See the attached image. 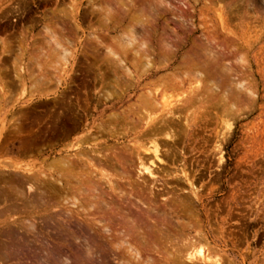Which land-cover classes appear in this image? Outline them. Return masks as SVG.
Masks as SVG:
<instances>
[{
	"label": "rangeland",
	"instance_id": "rangeland-1",
	"mask_svg": "<svg viewBox=\"0 0 264 264\" xmlns=\"http://www.w3.org/2000/svg\"><path fill=\"white\" fill-rule=\"evenodd\" d=\"M116 1L0 0V41L10 44L12 49L14 48L13 53L15 54L16 52L15 55L12 54L6 64L0 63V71L2 72L0 76L2 80L4 79L3 83L6 86L8 85L7 87L4 85V94L6 96L4 95V98H0V101H2L0 105V135L2 138L0 140L3 139L1 133L3 131V128L1 131L2 119L5 122L26 120L32 125L38 122L42 125V130L49 131V127L53 125L55 117L61 111L57 108L54 112V105L57 103V97L60 94L66 95L67 105L65 104L64 106L72 108L70 113L67 112L66 120L58 128L55 136L46 132L41 136L42 139L24 152H19V144H11L8 148L9 150L2 151L0 149V170H8L9 167L6 166L10 164V166L13 165V169L15 166L22 167L21 172L24 174L33 171V174L44 172L50 175L55 167L49 170L51 167L47 169L48 165L53 164L60 154H63V156L70 155L71 158L66 157L65 159L67 162L73 163L75 161L73 163L75 167L67 168L65 173L72 176L74 180H85L88 178L89 174L87 175L86 172L89 170H87L86 166H82V163L76 157H72L71 154L75 152L72 151L74 150L73 146L82 144L80 139H84L83 137H85L88 128L91 127L94 132L93 136L98 134L97 136L99 137L96 136V139H89L84 145L82 144L84 148L91 149L96 146L95 148H101V151H112L114 152L113 158L115 152L117 157H123V152L128 149L125 153V156L127 154L128 157L124 156V158L129 166L127 163L122 166L114 159L113 164H106L103 166V170L111 175L112 179L115 178V181H119L117 184L124 189H127L129 183L133 184V186L137 184L138 188L141 184L140 188L143 190L142 195L145 202L155 201L156 203L153 204V207L161 212L164 210L166 201L170 202V199L172 201L177 197L183 206V210L179 213L183 223L181 224L180 220V223L178 220H176L177 224L174 222L175 228L174 231L170 232L171 235L168 237L170 238L168 241L165 235V239L161 236L160 238L159 235H156L157 238L155 236L152 237V247L150 249H153L154 252L149 248H142V258L138 262L130 258L123 246L121 248L118 247L116 232L117 230L119 232L122 231L123 228H117L115 227L117 226L116 224L107 223L110 216L114 217L111 214L113 208L108 210L111 206L104 208L106 211L103 209L107 213V215L103 216L105 219L102 216L90 214L79 215V209L70 213L69 216H73L76 224L86 228L95 237L93 240L95 243L93 241L91 243L83 241L84 243L79 247L78 243L80 242L69 246L64 227L65 218L69 214L67 211L69 205L63 200L64 198L46 199L47 201L45 202L35 201V205H30L27 211L24 210V213L23 211L21 213L12 207V205L16 204V198L21 195L15 193H12L15 194V197L9 195L7 193L9 186L6 183L2 186V183H0V188L2 187L0 190H3L0 191V264H145L147 259H149V262L151 259L152 262L150 264H167L164 259L167 257L168 251L170 250L169 254L173 252L174 250L172 249L175 248V245L182 244L180 241L186 236H189L187 238H190V240L197 242L191 250L192 254L194 251L195 262L190 263L187 261V264H208V262L209 264H214L211 263L213 261L216 264H264V0H159L161 1L160 5L157 0H133L132 2L130 0H118V2H121L119 4ZM129 3L132 5H129ZM106 6L107 9L110 8L109 11L114 9L115 12L111 11L113 17L111 13L106 16L107 10L103 12L105 10L102 9H106ZM108 6L110 7L108 8ZM124 7L128 9L126 10ZM123 10L125 13L128 11V15L124 14ZM138 14L143 16L140 15L142 19L140 16L136 18ZM115 19L117 21L113 26ZM139 21L142 22L140 23ZM134 23L135 25L139 24L135 26ZM125 25L128 28L124 27ZM112 26L115 29H112ZM133 26L135 37L137 39L140 37L139 41L143 40V37L146 39H144L145 41L149 40L150 42H147L150 44L148 46H151L149 47L150 49L158 48L166 42L172 43L177 49H175L173 57L169 56L170 58L165 62L157 63L156 57L149 53V59L151 58L150 65L148 67L145 66L146 68L143 66L144 68L141 67L139 70L133 65L136 61L131 56L132 54H128L125 58L127 65L136 72L133 78L130 79L124 76L123 71L118 67H109L103 58H105L104 53L106 55L105 49L107 50V48L122 55L121 48L116 43H121L125 38L128 39L127 35L130 34L128 31L132 30ZM125 28L127 30L130 28V30L127 31ZM50 30L58 34H67V38L70 41L72 40L71 45H69L70 41H64V44L72 50L70 52H75L73 53L75 58L73 57L67 63V66L63 64L65 66L56 67L57 64H51L54 63L53 59L55 58L50 51L51 45L47 44V42L49 43V36L46 31ZM123 34L124 36H122ZM96 38L103 41L107 48L97 46ZM113 38L117 41L116 43ZM117 38L121 42H118ZM22 45L23 47L21 48ZM204 48L207 49L205 50L207 55L211 54L210 56L214 57V61L217 58H221L219 61L225 60L222 64L219 63L221 66L219 65L217 68L212 66L216 70L212 67H210V70L208 67V72L212 76L209 79L210 81L207 80L208 77L206 78L209 82L205 79L203 82L205 91L211 88V81L216 83L214 85L215 89L218 88L219 91L216 89L215 93L214 89L213 94H203L204 97H198L197 95H201L202 90L198 91L196 88V79L198 77H196L195 71L192 74L193 70L188 68L191 63L188 61L192 60L193 62L195 57L198 59L197 54L203 53ZM201 49L202 51H199ZM25 50L27 51V61L25 60V62H29L27 63L28 65L26 64V67H28L27 71L29 72L31 69L28 77L34 72V75L32 74L34 79L28 78L27 84L24 85L25 88L22 90L23 85L14 76L16 71H13V69H16V66L19 65L21 58L19 56ZM198 51L199 53H197ZM40 52V56L43 55V58L38 56ZM216 52L217 54H214ZM204 54H202L203 57L201 55L202 63L208 59H205ZM187 55L194 58L190 59ZM31 57H34V59ZM93 57H96V62ZM14 60L17 61L15 67L13 66L14 64H11V62H15ZM34 60H36V63ZM151 60H154V62ZM72 61L74 63L76 61V65ZM49 62L50 64L47 66L46 64ZM129 62L134 63L131 64ZM182 63H185V65ZM37 64L43 65V69L34 68H38ZM60 65L58 63L57 66ZM12 66L14 67L13 69ZM223 67L225 70L222 69ZM101 73L106 75L104 82L101 81ZM183 73H187L189 76L182 75ZM40 75L41 77L44 75L48 77V81L43 84L45 88L30 89L31 91L34 90V94H30L29 92L31 91L28 87L31 86L32 88L31 82L35 84L34 82L40 79ZM193 75H195L196 81ZM174 76L180 80L176 88L173 90L167 87L164 88L165 81H170ZM117 78L121 81L120 88L113 87ZM182 80L186 81L182 83ZM56 81L59 83L56 84ZM163 82L164 84L162 85ZM154 89L155 91L158 89L159 92H165L167 94L165 96L166 100H168L167 102L170 101L176 104L177 107L184 104L186 101H182L189 97L194 98L196 96L204 99L208 96L205 102L203 99L198 100V102L196 100L195 104L191 106L192 108L190 107L191 109L184 112L185 115H182V117H186L182 119L184 124L182 126L179 125L175 130L177 132H175L177 134H175V138L177 137L175 139L176 145L170 141H167L168 145H165L164 137L160 139L162 153L165 150L170 152V157H165L169 166L159 163L155 159L153 152L152 154L149 152L147 154L144 150H141L140 156L142 154H144L142 156H145H141V158L155 162L154 168H151L154 169L153 171L158 176V179L155 180L144 173L140 174V166L136 155L137 150L134 152L137 144H145V147L152 146L151 144L147 145L150 142L148 143L149 140L143 138V131L136 120L138 118L137 113L141 110L140 96L146 94V91ZM243 89L245 91H239ZM105 90L109 91L110 94L112 93L109 99L105 98L107 96V91ZM222 93L226 97L224 99L225 102L223 100L224 104L222 103L224 98ZM221 95L223 98H221ZM60 98L61 96L58 99ZM161 100L163 101L159 102L164 103V99L162 98ZM218 100H221V102ZM217 101L219 102L218 104L216 103ZM226 102L228 105L225 104ZM220 103L224 106L227 105V109L229 108L230 110H232L231 103L235 106L232 105L233 111L229 112L226 109L228 112H223L224 107ZM187 104L188 102L185 103V105ZM27 114L28 119H25ZM128 114L127 124H123L122 118ZM113 115H117L121 119H119L120 123L116 126L117 130L113 133L116 135L97 133L96 127L100 124H108ZM133 119L134 121H132ZM69 143H72V145ZM132 152H134L133 155L130 154ZM116 162L120 167H117ZM80 165L82 166L81 169L79 168ZM76 168L77 172L75 171ZM110 168L119 170L117 173L122 172L120 170H124L122 173L128 172L127 174L132 179L127 174L124 179H121L122 173H120V176L119 174L116 175V172L110 170ZM72 170L74 171L71 172ZM75 174H77V178H74ZM69 176L65 175V177L70 179ZM77 180L73 181V183L81 185L83 180L79 182ZM191 184H193V187H191ZM85 185L84 188L87 189ZM103 185L105 186L106 184ZM4 186H8L7 189ZM106 187L107 185L103 188L99 187L105 190V194L103 190L98 189V191L103 192V194L99 192L101 197L107 194L103 200L111 204L112 207L114 205L119 206V201L117 202L115 198L116 195L111 193ZM29 188L27 186L25 192H29ZM160 189L164 192L170 191L173 196L164 194V198L168 199H163V191ZM147 191L149 192L147 193ZM150 191L154 195H151ZM38 193H41L40 189ZM151 196L153 197L151 198ZM12 197L15 199L13 200ZM106 197L107 199H116V201L112 199H109V201ZM9 202L12 204L9 205ZM162 207L163 209H161ZM2 209L7 213L3 212ZM9 210L12 212H9ZM63 213L65 214L64 216ZM132 213L135 218L140 216V213H137L134 209H132ZM101 217L106 223H100L103 221L100 220L102 219ZM140 217L145 224L144 216ZM183 224L187 227L186 231L183 230L185 228ZM55 225L57 226L55 227ZM77 227L76 229L79 230V226ZM174 235L176 236L174 237ZM172 239L177 240L168 244ZM114 242L117 249L113 246L115 245ZM158 246L161 250L158 249ZM199 249L201 250L199 251ZM196 251H199V253H196ZM90 253H92V256ZM173 254L176 255L177 253L173 252ZM206 255L207 257H212L210 259L207 258V261L209 259L208 262L202 260ZM171 264L177 263L173 262ZM178 264H186V262L181 261Z\"/></svg>",
	"mask_w": 264,
	"mask_h": 264
},
{
	"label": "bare ground",
	"instance_id": "bare-ground-1",
	"mask_svg": "<svg viewBox=\"0 0 264 264\" xmlns=\"http://www.w3.org/2000/svg\"><path fill=\"white\" fill-rule=\"evenodd\" d=\"M121 1V0H120ZM131 2L133 1V0H130ZM159 0H157V2H158ZM3 2V1H2ZM116 2H118V0L116 1ZM154 2V1H153ZM152 2V3H153ZM119 3H121V2H118V4ZM151 3V4H152ZM156 3V2H155ZM160 3H161V1H159V5H160ZM168 3V2H167ZM158 4V3H157ZM129 5H132V4H130L129 3ZM128 5V6H129ZM153 5V4H152ZM103 6V5H102ZM128 6H126V7H128ZM110 6H108V8H109ZM121 7V6H120ZM126 7H124V9L126 8ZM155 7V6H154ZM157 7V6H156ZM96 8V7H95ZM106 9H102V10H105V11H103V12H106V10H107V12H106V16H107V14H110L111 13V16H112V12L111 11H113V12H115L114 11V9L113 10H111V11H109L110 10V8L109 9H107V6L105 7ZM140 8V7H139ZM98 9V8H97ZM123 9V8H122ZM128 8H126V10H127ZM148 9H150V8H148ZM100 10V9H99ZM142 11V10H141ZM122 12V11H121ZM127 12L128 11H126V13L124 12V10H123V13L124 14H127ZM134 12V11H133ZM66 14V13H65ZM134 14V13H133ZM142 15H143V13H141ZM140 14V15H141ZM120 15V14H119ZM128 15V14H127ZM136 15V14H135ZM139 14H138V16H136V18L138 17L139 18V16H140ZM141 15V16H142ZM105 16V17H106ZM115 16V15H114ZM131 16H134V15H131ZM141 16H140V18H141ZM145 16V15H144ZM113 17V16H112ZM111 17V18H112ZM117 17V16H116ZM129 17V16H128ZM143 17V16H142ZM149 17V16H148ZM103 18V17H102ZM108 18V17H107ZM110 18V17H109ZM134 18V17H133ZM105 19V18H104ZM118 19V18H117ZM128 19H130V18H128ZM142 19V18H141ZM144 19H146V18H144ZM148 20V19H147ZM107 21V20H106ZM110 21V20H109ZM117 20L115 19V21L113 22L114 24H113V26L115 25V22H116ZM146 21V20H145ZM150 21V20H149ZM122 22V21H121ZM140 23L142 22V21H139ZM147 22V21H146ZM108 23V22H107ZM120 23V22H119ZM144 23V22H143ZM139 24V23H138ZM138 24H136L137 26H138ZM133 25V24H132ZM131 25V26H132ZM134 25H135V23H134ZM135 25V26H136ZM143 25H145V24H143ZM112 26V29H115L114 27ZM140 26V25H139ZM124 27H127L128 28V26L127 25H125ZM140 27H142V26H140ZM131 28V27H130ZM130 28L128 29V30H130ZM61 29V28H60ZM111 29V28H110ZM118 29H121V28H118ZM133 29H134V26H133V28H132V30H130V31H128L126 28H125V30H127L128 31V33H130V34H128L127 36H128V39L127 38H125L124 39V41H119V39L117 38V40H118V42H121V43H116L117 41L114 39H112L116 44H119V47L121 48V51H122V55H120V54H118L117 52H115L114 50H112V49H110V48H107V46L105 45V43L103 42V41H101L100 39H98V38H96V45L97 46H100V47H106L107 48V50L105 49V51L107 52L106 53V55H105V53H104V56H105V58H103L104 59V62L109 66V67H118L119 69H121L122 71H123V75L124 76H126V77H129L130 79H132L133 78V75H134V73H136L135 71H133V69L131 68V67H129L128 65H127V61H126V57H127V55L128 54H132L131 56H133V59L136 61L134 64L132 63V62H129V63H131V64H133V65H135V67L137 68V70H139L141 67H148V65H150L149 63H150V59H149V53H152L153 55H154V57H156V61H157V63L158 62H161V61H166V60H168L173 54H175L174 53V51H175V49H177L176 47H175V45H173L171 42V44H169V42L167 43H164V44H161V46L160 47H158V48H155V49H150L149 47H151V46H148V45H150L149 44V40H147V41H149V42H147V41H145L146 39L143 37V40L141 39V41H139L138 39L140 38H138L137 39V37H135V35H134V32H133ZM140 29V28H139ZM143 29V28H142ZM48 30V29H47ZM66 30V29H65ZM135 30V29H134ZM152 30V29H151ZM63 31V30H62ZM126 31V32H127ZM143 31V30H142ZM47 32V35L49 36L48 37V39H49V43L47 42V44H50L51 45V52H52V55H53V57L56 59H53V61H54V63H51V64H54V65H58V63H60L61 65L60 66H57L56 65V67H61L63 64H66V66H67V63H69L70 62V60L74 57L73 56V53H75V52H70V48H68L65 44H64V41L65 42H68V41H70L68 38H67V34H63V33H61V34H63V35H61V34H58V33H56V32H54V31H46ZM61 32V31H60ZM65 33H67L66 31H64ZM136 32V31H135ZM155 33V32H154ZM118 34V33H117ZM121 34V33H120ZM138 35V34H137ZM141 35V34H140ZM21 36V35H20ZM122 36H124V34L122 35ZM90 37V36H89ZM165 37V36H164ZM23 38V37H22ZM121 38V37H120ZM47 39V38H46ZM127 39V40H126ZM8 40V39H7ZM68 40V41H67ZM126 40V41H125ZM160 40V39H159ZM158 40V41H159ZM72 41V40H71ZM71 41L69 42V45H71L70 43H71ZM157 41V42H158ZM24 42V41H23ZM148 43V44H147ZM162 43V42H161ZM73 44V43H72ZM160 44V43H159ZM158 44V45H159ZM48 46V45H47ZM109 46H112V45H109ZM23 47V45L21 46V48ZM92 47V46H91ZM113 47V46H112ZM20 48V47H19ZM18 48V49H19ZM40 48V47H39ZM44 48V47H43ZM42 48V49H43ZM48 48H49V46H48ZM75 48V47H74ZM119 48V49H120ZM215 48H216V45H215ZM217 48H218V46H217ZM220 48V47H219ZM14 49V48H13ZM13 49H12V47H11V45L10 44H8V43H6V42H4V41H0V53H1V58H0V63H3V64H6L8 61H9V59L12 57V54H14L13 53ZM207 49H208V46H207ZM207 49H205L204 48V50L202 51V49L201 50H199V51H202L203 53H205L204 54V57H205V59H207V60H205V64L204 63H202L201 62V58L203 57V53H199V51L197 52V53H199V54H197L198 55V59H196V57H195V60H193V62H192V60L191 61H188V62H191L189 65H188V68H190V69H192L193 70V72H192V74L194 73V71H195V73H196V77H198V79H196L195 78V75H193L194 77V80L197 82L196 83V85H197V90L198 91H200V90H202V93H200L201 95H197V94H195V95H197L198 97H204V95L203 94H213L215 91H216V89H218V88H216L215 89V84L216 83H214L213 81H211L210 82V87L211 88H209V89H207L206 91H205V89H203V82L206 80V78L208 77V79L207 80H209L210 79V77L212 76V75H210V73L208 72V67H209V69H210V67H215V68H217V66H221V64H222V62L225 60H223V61H219V59H221V58H217L216 57V55H215V57L217 58V60L215 59V61H214V57H212V56H210L211 54H209V55H207V53H206V51L205 50H207ZM210 49V48H209ZM212 49V48H211ZM41 50V49H40ZM49 50V49H48ZM196 50H197V48H196ZM216 50H218V49H216ZM225 50V49H224ZM15 51V50H14ZM20 51V50H19ZM18 51V52H19ZM37 51H39V50H37ZM43 51H44V49H43ZM72 51V50H71ZM195 51V50H194ZM219 51H220V49H219ZM21 52V51H20ZM19 52V53H20ZM26 50H25V52L22 54L21 53V56H19V57H21L20 58V60H19V65L18 66H16L17 64H15L17 61H15L14 63H12L13 61V59L11 60L12 62H11V64L15 67L16 66V69H13L14 67L12 66V69H13V71L15 70L16 71V75H14L15 77H16V79L23 85V87L21 88L22 90H23V88H25V86L24 85H26L27 84V81H28V78H31V79H34V77H32L33 75H34V72H32V74H31V76L30 77H28V74H29V72H30V70H29V72L27 71V68L28 67H26V64L27 63H29V62H25V60H26ZM94 52V51H93ZM96 52V51H95ZM46 53V52H45ZM97 53V52H96ZM98 53H99V51H98ZM102 53V52H101ZM219 53V52H218ZM15 54H16V52H15ZM14 54V55H15ZM43 54V53H42ZM89 54V53H88ZM94 54V53H93ZM214 54H217V52L216 53H214ZM41 55V52L39 53V55L38 56H40ZM45 55V54H44ZM97 55V54H96ZM190 55V54H189ZM201 55H202V57H201ZM30 56V55H29ZM33 56V55H32ZM43 56V55H42ZM42 56H40V57H42ZM47 56V55H46ZM45 56V57H46ZM50 56H51V54H50ZM103 56V57H104ZM170 56V57H169ZM219 56V55H218ZM16 57V56H15ZM97 57V56H96ZM96 57H93V59H94V61L96 62ZM102 57V56H101ZM151 57V56H150ZM173 57V56H172ZM187 57H188V55H187ZM200 57V58H199ZM220 57V56H219ZM241 57V56H240ZM13 58H14V56H13ZM32 58V57H31ZM30 58V59H31ZM43 58V57H42ZM47 58V57H46ZM75 58V57H74ZM188 58H190V59H192V58H194V57H188ZM222 58H224V57H222ZM32 59H34V57L32 58ZM237 59V58H236ZM239 59V58H238ZM16 60H17V58H16ZM74 60V59H73ZM128 60V59H127ZM27 61V60H26ZM147 61V62H146ZM151 61H153L154 62V60H151ZM236 61V60H235ZM34 62L36 63V60H34ZM50 62H52V61H50ZM50 62L49 63H47L46 65L48 66V64H50ZM187 62V63H188ZM39 63V62H38ZM72 63L73 64H75L76 63V61H75V63H74V61H72ZM91 63V62H90ZM136 63H137V65H136ZM219 63H221V64H219ZM31 64H33L32 62H31ZM182 64H184L185 65V63H182ZM28 65V64H27ZM76 65V64H75ZM132 65V66H133ZM224 65V64H223ZM30 66V65H29ZM36 66H38V68L37 67H34V68H36V69H40V70H42L43 69V65H41V64H37ZM47 66H45L46 68H47ZM63 66H65V65H63ZM9 67V66H8ZM55 67V68H56ZM73 67H75V66H73ZM72 67V68H73ZM143 67V68H144ZM145 67V68H146ZM185 67V66H184ZM212 67V68H213ZM49 68V67H48ZM51 68V67H50ZM54 68V67H53ZM99 68V67H98ZM215 68H213V69H215ZM52 69V68H51ZM222 69H224V67L222 68ZM9 70V69H8ZM7 70V71H8ZM32 70H34V69H32ZM62 70V69H61ZM70 70V69H69ZM72 70V69H71ZM114 70V69H113ZM112 70V71H113ZM211 70V69H210ZM216 70V69H215ZM225 70V69H224ZM37 71V70H36ZM63 71V70H62ZM74 71V70H73ZM44 72V71H43ZM47 72V71H46ZM49 72V71H48ZM61 72V71H60ZM75 72V71H74ZM107 72H109V71H107ZM143 72V71H142ZM146 72V71H145ZM189 72H191V71H189ZM188 72V74H191V73H189ZM211 72V71H210ZM2 72L0 71V74H1ZM36 73V72H35ZM119 73V72H118ZM215 73V72H214ZM13 74V73H12ZM179 74V73H178ZM187 73H183L182 75H187V76H189ZM192 74H191V76H192ZM50 75V74H49ZM56 75V74H55ZM60 75V74H59ZM156 75V74H155ZM181 75V74H180ZM66 76V75H65ZM87 76V75H86ZM161 76V75H160ZM186 76V77H187ZM15 77H13V78H15ZM61 77V76H60ZM40 79L39 80H37V81H35L34 83L35 84H33V82H31V85H32V88H31V86L30 87H28V89L30 90V89H34L35 90V88L36 89H38V88H41V87H44L43 86V84L45 83V82H47L48 81V77L46 76V75H44V76H42L41 77V75H40V77H39ZM105 78H106V75H105V73H101V81L102 82H104L105 81ZM188 78V77H187ZM186 78V79H187ZM30 79V80H31ZM37 79V78H36ZM35 79V80H36ZM57 79V78H56ZM59 79V78H58ZM61 79H63L62 77H61ZM205 79V80H204ZM157 80V79H156ZM165 80V79H164ZM206 80V81H207ZM6 82H7V80H5ZM57 81H59V80H57ZM57 81H56V84H58L57 83ZM186 80H182L181 82L182 83H184ZM210 81V80H209ZM209 81H207V82H209ZM4 82V79L2 80V77L0 76V98H4V95L6 96V94H4V85L6 86V84H4L3 83ZM11 82V81H10ZM15 82V81H14ZM51 82V81H50ZM71 82H72V80H71ZM115 82V84L113 85V87H115V88H120V84H121V81H120V79L119 78H117L116 79V81H114ZM156 82H158V81H156ZM206 82V83H207ZM241 82V81H240ZM240 82H239V84H240ZM65 83V82H64ZM69 83V82H68ZM161 83V82H160ZM178 83H180V80H178V77H175L174 76V78H172L170 81H168V80H166L165 81V85H163L164 84V82L162 83V85L164 86V88L165 87H167V88H170V89H175L176 88V86L178 85ZM12 84H13V80H12ZM11 84V85H12ZM16 84V83H15ZM47 84H49V83H47ZM61 84V83H60ZM243 84V83H242ZM14 85V84H13ZM33 85H35V87H33ZM46 85V84H45ZM109 85H111V84H109ZM161 85V86H162ZM8 86V85H7ZM6 86V87H7ZM16 86V85H15ZM112 86V85H111ZM243 86H245V85H243ZM58 87H60V86H58ZM217 87V86H216ZM241 87V86H240ZM239 87V89H241ZM45 88V87H44ZM9 89H10V87H9ZM43 89V88H42ZM50 89V88H49ZM59 89V88H58ZM215 89V90H214ZM6 90V89H5ZM12 90H14V89H12ZM17 90V89H16ZM28 90V91H29ZM33 90V91H34ZM115 91H116V89H114ZM213 90H214V92H213ZM236 90V89H235ZM252 90V89H251ZM9 91V90H8ZM31 91V90H30ZM33 91H31V92H29L30 94H34V92ZM41 91V90H40ZM40 91H38L39 93H40ZM47 91V90H46ZM49 91V90H48ZM102 91H103V89H102ZM105 91H107V90H105ZM114 91V92H115ZM217 91H219V89L217 90ZM239 91H245V89H243V90H239ZM25 92V91H24ZM42 92H44V91H42ZM41 92V93H42ZM65 92V91H64ZM196 92V91H195ZM194 92V93H195ZM28 93V94H29ZM35 93H36V91H35ZM61 93H63V92H61ZM216 93V92H215ZM10 94H11V92H10ZM9 94V95H10ZM13 94V93H12ZM112 94V93H111ZM110 94V92L109 91H107L106 92V99H109L112 95ZM114 94H117V93H114ZM172 94V93H171ZM191 94V93H190ZM226 94V93H225ZM16 95V94H15ZM167 94L165 93V92H159L158 91V89L155 91V89L154 90H151V91H146V94H144V95H142V96H140V99H139V102H141V110L140 111H138V113H137V115H138V118H137V120H136V122L138 123V125L140 126V128H141V130L143 131L142 133V135H143V138H145L146 140H149L148 141V143L149 144H147V145H152V146H147V147H145V144H137V147H136V149H134V152H136V150H137V159H138V162H139V171L141 172L140 174L142 175V173H144V174H146V176L148 175L149 177H153L152 179H158V176L155 174V172L153 171L154 169H151L152 167H153V165H155V162L152 160H147L146 158H141V156L142 155H144V154H142L141 156H140V153H141V150H144L147 154H148V152L150 153V154H152V152H153V155H154V157H155V159H157L158 160V162L159 163H161L162 165H167V161L165 160V157L166 158H169L170 157V152L169 151H164L163 153H162V146H161V143H160V139L162 138L163 139V137H164V140H165V145H168V142L170 141L171 143H173L174 145H176L175 143H176V138H175V136L177 135L176 133V129H177V127L179 126V125H183L184 123H183V121L184 120H182L183 118H185L184 116L182 117V115H185L184 114V112H187L189 109H191L192 107V105L193 104H195L194 102H196V100H197V102H198V100H202L203 98H198V97H189L188 99H186V100H183L182 102H184V101H186L185 103H187L188 102V104L187 105H185V103L184 104H182V102H181V106L180 107H177L176 106V104H174V103H172V102H167L168 100H166L167 98L165 97ZM192 95V94H191ZM222 95H223V93H222ZM222 95H221V98H223L222 99V103H223V100L224 99H226V97L223 95V97H222ZM227 95V94H226ZM13 96V95H12ZM20 96V95H19ZM61 96V98L60 99H58L59 97ZM211 96V95H210ZM209 96V97H210ZM32 97V96H31ZM179 97V96H178ZM228 97V96H227ZM236 97V96H235ZM164 99V103L162 102H159V101H163V100H161V99ZM197 98V99H196ZM206 98H208V96H206ZM206 98H204L203 99V101L205 102V99ZM169 99V98H168ZM237 99V98H236ZM239 99V98H238ZM255 99V98H254ZM8 100H10V99H8ZM171 100V99H170ZM181 101V100H180ZM219 101V100H218ZM216 102L217 104L219 103V102H221V100L219 101V102ZM179 102V101H178ZM177 102V103H178ZM210 102V101H209ZM224 102H225V100H224ZM1 103H2V101H0V105H1ZM67 103V101H66V95L65 94H60L58 97H57V103H55V105H54V112L56 111L55 109H60L61 111L58 113V116L57 117H55V121H53V125H51L50 127H49V129L51 130V132H49V131H44V130H42V125L40 124V123H38V122H36V124L35 125H32V124H30L29 122H27L25 119H28V114H27V116H26V118L24 119L25 121H23V120H20V121H8V122H5L3 119H2V121H3V124H2V127H1V131H2V128H3V131L1 132L2 133V136H3V139L2 140H0V149L2 150V151H5V150H9L8 148H9V146L11 145V144H19V152H24V151H26V150H28L30 147H33L40 139H42V135L43 134H45L46 132H48V133H51V135L52 136H55L56 134H57V131H58V128H60L61 126H62V124L65 122V120H66V117H67V112L68 113H70L71 111H72V108L71 107H67V106H64L65 104ZM79 104V103H78ZM180 104V103H179ZM215 104V103H214ZM221 104V103H220ZM220 104H219V107H220ZM224 104V103H223ZM223 104H221V106H223V107H221V108H223V112H230V111H233V106H235V105H233L232 103L230 104L231 105V109L232 110H230L229 108L227 109V102L225 103V104H227V105H223ZM67 105V104H66ZM178 105V104H177ZM233 105V106H232ZM7 106V105H6ZM179 106V105H178ZM218 106V105H217ZM1 107V106H0ZM191 107V108H190ZM139 108V107H138ZM228 111H227V110ZM234 109L236 110V108L234 107ZM77 110V109H76ZM129 110V109H128ZM136 112V111H135ZM190 112V111H189ZM235 112V111H234ZM74 113V112H73ZM7 114V113H6ZM125 114V113H124ZM136 115V114H135ZM189 115V114H188ZM123 116V115H122ZM72 117V116H71ZM188 117V116H187ZM70 118V117H69ZM111 118V117H110ZM119 119H120V117H118L117 115H113L112 116V118H111V121L107 124H100V125H98L97 127H96V131H97V133H101V134H103V133H110V134H113L117 129V125H118V123H120L119 122ZM129 119V114L126 116V117H124V118H122V121L124 122L123 124H127V120ZM189 119V118H188ZM41 120V119H40ZM121 120V119H120ZM181 120H182V122H181ZM186 120V119H185ZM80 121V120H79ZM132 121H134V119L132 120ZM179 122H181L180 124H179ZM132 123V122H131ZM187 123V122H186ZM213 123V122H212ZM133 124V123H132ZM129 125V124H128ZM128 125H127V127H128ZM35 126H37V127H35ZM139 126H136V127H139ZM86 127V126H85ZM130 128H131V126H130ZM139 128V129H140ZM179 128H182V127H179ZM134 129V128H133ZM185 129V128H184ZM187 129V128H186ZM87 130V129H86ZM93 129L91 128V127H89L88 128V130H87V132H86V135H85V137H83L84 139H80V143H82L83 145H84V143H86L89 139H96V136L98 135H95V136H93V131H92ZM135 130V129H134ZM186 131V130H185ZM176 132V133H175ZM118 133V132H117ZM185 133V132H184ZM125 134V133H124ZM123 134V135H124ZM176 134V135H175ZM113 135H116V134H113ZM97 137H99V136H97ZM219 137H220V135H219ZM0 138H2L1 137V135H0ZM137 139V138H136ZM227 140V139H226ZM79 141V140H78ZM77 141V142H78ZM168 141V142H167ZM167 143V144H166ZM70 144V143H69ZM78 144V143H77ZM80 145V144H78L77 146H73V149L74 150H72V151H75V152H73L72 154H71V156L72 157H76L77 158V160L79 161V162H81L82 163V166L84 165V166H86L87 167V170H89V171H87L86 173H87V175H88V178L87 179H81V180H83V182H81V185L79 184L78 185V183L77 182H79V181H81V180H77V179H75V180H77V184H74L73 183V181H75L74 179H73V177L72 176H69L68 175V173H65V171L67 170V168H71V166H73V163L75 162H73V163H69V162H67L65 159H66V157L68 158V157H70V155L69 156H63V154H60V156H59V158L58 159H56L54 162H53V164H51V165H53V166H51V165H48V168L47 169H49V167H51L49 170H51L52 169V167H55V169H54V171L52 172V173H50V175H47L46 173H44V172H42V173H40V174H33L31 171H29L28 173H26V174H24V173H22L21 171H22V167H20V166H15L14 167V169L12 168V166L13 165H11L10 166V164L8 165V166H6V167H9L8 168V170L6 169V170H0V183H2V186L6 183L8 186H9V191H7V193L9 194V195H15V194H17V195H21V196H17L18 198H16V204L15 205H12V207L15 209V210H18L19 212H21L22 213V211H23V213H24V210H26L27 211V209L29 208V206L31 205V206H33V205H35L34 204V202L36 201V202H42V201H47V200H49V199H53V198H56V197H60V199H63V200H65V202H66V204H68L69 206V208L67 207V211H68V217L67 218H65V223H64V227H65V231H66V233H67V242L69 243V246H73L75 243H78V242H80V243H78V247L79 246H81L82 245V243H84L83 241H87L88 243H91L94 239H95V237L93 236V235H91L87 230H86V228H84L83 226H81V225H78V224H76V221H74L73 220V216L72 217H70L69 215H70V213H73L76 209H79L78 211H79V215H81V214H90V215H93V216H104L105 214L107 215V213H105L104 212V210L109 206H111L110 208H108V210L109 209H111V208H113L112 209V211H111V214L115 217H113L112 218V216H110L109 217V220L108 219H106V220H108L107 221V223H109V224H116L117 226H115V227H117V228H119V227H122L123 228V230L122 231H118L117 230V232H116V240L118 241V243H119V246L118 247H124V249L126 250V252H127V254L130 256V258H132L133 260H136V261H140L141 260V250H142V248H144V249H150L152 246H151V240H153L152 239V237H156V235H159V237L161 236V237H163L164 239L166 238V237H164V235L165 236H167V241L170 239V238H168V237H170V235H171V233L170 232H172V230L174 231V228H175V225H174V222H176V224L179 222V220H180V222H181V224L183 223L182 221H181V219H180V216H179V213H180V211H182L183 210V206L181 205V201L179 202L178 201V199H177V197H176V199H174V200H172L171 201V199H170V202H168V201H166V203H165V205H164V210L161 212L159 209H157V208H154L153 207V204L154 203H156L155 201H150V202H145V199H143V195H142V193H143V190H142V188H140L142 185L140 184V187L138 188L135 184V186H133V184H131V183H129L128 184V187H127V189H124V188H122L120 185H118L117 184V182H119V181H115L114 179H112L111 178V175H109L107 172H105L104 170H103V166H105L106 164H108V165H112L113 164V160L115 159L118 163H120L122 166H123V164L124 163H127V165H128V162H126L125 161V158H124V156H125V153L127 152V150H125L124 152H123V157L122 156H118L117 157V155H116V152H115V154H114V158H113V153L114 152H112V151H101V148H99V149H96L95 147L96 146H93L91 149H88V148H84L83 147V145ZM92 144V143H91ZM70 145H72V143L70 144ZM76 145V144H75ZM126 146V145H125ZM130 146V145H129ZM64 147V146H63ZM67 147V146H66ZM124 147V146H123ZM128 147V146H127ZM126 147V148H127ZM69 148V147H68ZM67 148V149H68ZM14 149V148H13ZM70 149H71V147H70ZM166 149V148H165ZM220 149V148H219ZM12 150V149H11ZM31 150V149H30ZM169 150V149H168ZM1 151V152H2ZM13 151V150H12ZM115 151V150H114ZM151 151V152H150ZM32 152V151H31ZM134 152H132V153H130V154H132L133 155V153ZM143 152V151H142ZM6 153V152H5ZM69 154V153H68ZM152 155V156H153ZM126 156H127V154H126ZM125 156V157H126ZM128 157V156H127ZM142 157H145V156H142ZM153 157V158H154ZM71 158V157H70ZM55 159V158H54ZM73 159V158H72ZM128 159V158H127ZM74 160V159H73ZM77 160H76V162H77ZM129 161H131L130 159H129ZM51 162V163H52ZM78 162V163H79ZM117 162H116V164H117ZM132 162V161H131ZM130 162V163H131ZM77 163V164H78ZM164 163V164H163ZM136 164V163H135ZM158 164V163H157ZM81 165H80V169H81V167H82ZM120 167V165H118L117 164V167ZM129 166V165H128ZM167 166H169V165H167ZM75 167V165L73 166V168ZM77 167V166H76ZM107 168H108V166H106ZM109 167H111V166H109ZM101 168V169H100ZM116 168V167H115ZM115 168L112 170L111 168H110V170H112V171H115L116 172V175L117 174H119V176L121 175L120 173H122V172H124V170H120V171H122V172H119V173H117V171H119V170H115ZM133 168V167H132ZM154 168V167H153ZM109 169V168H108ZM121 169V168H120ZM127 169H128V167H127ZM172 169V168H171ZM30 170V169H29ZM69 170V169H68ZM28 171V170H27ZM74 170H72L71 172H73ZM76 172H77V168H76V170H75ZM138 172V171H137ZM49 173V172H48ZM64 173H65V175H67V176H69V178L70 179H68L67 177H65V175H64ZM128 173V172H127ZM127 173H122V178L121 179H124V177L126 176V174ZM130 173V172H129ZM138 174V173H137ZM83 175V174H82ZM134 175V174H133ZM80 176H81V174H80ZM127 176H130L129 174H127ZM139 176V175H138ZM137 176V177H138ZM71 177H72V179H71ZM83 177V176H82ZM87 177V176H86ZM140 177V176H139ZM155 177H157V178H155ZM67 178V179H66ZM74 178H77V174H75L74 175ZM128 178V177H127ZM130 178H131V176H130ZM187 178V177H186ZM65 179V180H64ZM78 179H80V178H78ZM132 179V178H131ZM145 179V178H144ZM151 179V178H150ZM87 180V181H86ZM114 180V181H113ZM134 180V179H133ZM85 181V182H84ZM135 181V180H134ZM138 181H141V180H138ZM152 181V180H151ZM115 182H116V184H115ZM125 182H127V181H125ZM147 183V182H146ZM84 184H86L85 186L87 187V189H85L84 188ZM103 184H106L107 185V187L106 188H108L110 191H111V193H114L116 196H115V198L117 199V202H118V205L119 206H113L112 207V205L111 204H109V203H106L105 202V200H103V198L107 195H105V196H102L101 197V195H100V193H102L103 194V192L101 191H98V189H100V188H103V187H105ZM1 185V184H0ZM33 185V186H32ZM103 186V187H101V186ZM139 185V184H138ZM151 185H153V184H151ZM8 186H4V188L5 189H7V187ZM27 186H28V191L29 192H25L27 189ZM144 186H145V184H144ZM143 186V187H144ZM164 186V185H163ZM100 187V188H99ZM172 187H174V186H172ZM191 187H193V184H191ZM2 188V187H1ZM0 188V189H1ZM3 188V189H4ZM144 188H147V187H144ZM163 188V187H162ZM166 188V187H165ZM170 188V187H169ZM5 189H4V191H5ZM40 189V191H41V193H38V190ZM83 189V190H82ZM84 189H85V191H84ZM150 189V188H149ZM153 189V188H152ZM171 189V188H170ZM33 190V191H32ZM100 190H103V189H100ZM151 190V189H150ZM160 190H162V189H160ZM194 190H196V189H194ZM0 191H3V190H0ZM104 191V194H105V190H103ZM109 191V192H110ZM163 191V190H162ZM100 192V193H99ZM149 191H147V193H148ZM174 192V191H173ZM192 192H194V191H192ZM196 192V191H195ZM12 193H15V194H12ZM150 193H151V191H150ZM160 193V192H159ZM153 193H151V195H152ZM164 194L166 195V194H168V195H170L171 193H170V191H163V199H168V198H164ZM194 194V193H193ZM6 195V194H5ZM5 195H3V196H5ZM109 195V194H108ZM154 195V194H153ZM110 196V195H109ZM150 196V195H149ZM160 196V195H159ZM173 195L171 194V197H172ZM2 197V196H1ZM15 197V196H14ZM108 197V196H107ZM107 197H106V199H107ZM111 197V196H110ZM153 196H151V198H152ZM155 197V196H154ZM158 197V196H157ZM179 197V196H178ZM6 198H8L7 196H6ZM5 197H4V199H6ZM13 198V197H12ZM151 198H149L150 200H151ZM156 198V197H155ZM180 198V197H179ZM15 198H13V200H14ZM47 199V200H46ZM105 199V198H104ZM110 199V198H109ZM109 199H107V200H109ZM112 199V198H111ZM110 199V200H111ZM116 199H112V200H114V201H116ZM200 199V198H199ZM9 200V199H8ZM57 200V199H56ZM56 200H55V203H56ZM109 200V201H110ZM153 200H154V198H153ZM162 200V199H161ZM180 200V199H179ZM52 201V200H51ZM50 201V202H51ZM54 201V200H53ZM58 202H59V200H58ZM52 203V202H51ZM113 203V202H112ZM10 204H12V203H10L9 202V205ZM42 204V203H41ZM46 204V203H45ZM48 204V203H47ZM50 204V203H49ZM44 205V204H43ZM51 205V204H50ZM11 207V206H10ZM39 207H40V204H39ZM156 207H158L157 205H156ZM160 207V206H159ZM186 207V206H185ZM105 208V209H104ZM6 209V208H5ZM13 209V210H14ZM104 209V210H103ZM132 209H134V210H136L137 211V213H140V216H144V218H145V224H144V222H143V220H141L142 218L140 217V216H138V215H134V216H138L139 217V219H138V217H133L132 215H133V213H132ZM161 209H163V207L161 208ZM188 209V208H187ZM8 210V209H7ZM2 211L3 212H6L4 209H2ZM11 210H9V212H10ZM25 211V212H26ZM53 211V210H52ZM55 211V210H54ZM67 211L65 210V212H66V214H67ZM106 211V210H105ZM12 212V211H11ZM15 212V211H14ZM18 212V213H19ZM7 213V212H6ZM28 213V212H27ZM136 213V212H135ZM29 214V213H28ZM22 215H24V214H22ZM53 215V214H52ZM65 214L63 213V216H64ZM75 215V214H74ZM181 215V214H180ZM192 216H194L193 214H192ZM51 217V216H50ZM74 217H76V216H74ZM101 217V218H102ZM107 217V216H106ZM190 217V216H189ZM43 218V217H42ZM104 219H105V217H103ZM103 218L102 219H100V220H103ZM141 218V219H140ZM52 219V218H51ZM75 219V218H74ZM186 219V218H185ZM24 220V219H23ZM54 220V219H53ZM176 220H178V222L176 221ZM21 221V220H20ZM47 221V220H46ZM117 221V222H116ZM78 222H80V221H78ZM179 222V223H180ZM62 223H63V221H62ZM100 223H106L105 222V220H103L102 222H100ZM187 223V222H186ZM23 224V223H22ZM45 224V223H44ZM54 224V223H53ZM185 224V223H184ZM184 224H183V226H184ZM42 225V224H41ZM187 225H188V223H187ZM37 226V225H36ZM57 225H55V227H56ZM77 226H79V230L78 229H76V227ZM145 226V227H144ZM189 226H190V224H189ZM188 226V227H189ZM38 227V226H37ZM185 227V226H184ZM199 227V226H198ZM21 228V227H20ZM52 228V227H51ZM78 228V227H77ZM116 228V229H117ZM186 228L187 227H185L183 230H185L186 231ZM12 229V228H11ZM46 229V228H45ZM194 229V228H193ZM107 230V229H106ZM109 230V229H108ZM91 231V230H90ZM217 231V230H216ZM92 232V231H91ZM109 232V231H108ZM167 232V233H166ZM51 233V232H50ZM110 233V232H109ZM56 234V233H55ZM96 234V233H95ZM115 234V233H114ZM172 234H174V233H172ZM177 234H179V233H177ZM180 235V234H179ZM179 235H177V236H179ZM184 235V234H183ZM55 236V235H54ZM176 235H174V237H175ZM160 237V238H161ZM172 237H173V235H172ZM184 237V236H183ZM187 237H189V236H186V237H184V239L182 240V241H180V239L178 238V240L180 241V242H182V244L180 243L179 245H175V248H173L172 250H174L173 252H175V254L176 255H174L173 254V252H170V254H169V251H168V254H166L167 255V257H165V259H164V261L165 262H167V264H171V263H177L178 264V262L180 263L181 261H183V262H186V264H187V261L188 262H190V263H192V262H195V260H194V251H193V254L191 253V250L195 247V245L197 244V242L195 241H192V240H190V238H187ZM194 237V236H193ZM196 237V236H195ZM198 237V236H197ZM200 237V236H199ZM45 238V237H44ZM57 238V237H56ZM114 238V237H113ZM157 238V237H156ZM162 238V239H163ZM187 238V239H186ZM191 241H189V240ZM116 240H115V242H116ZM175 240H177V239H175ZM175 240H171V241H169L168 242V244L170 243H172L173 241H175ZM196 240V239H195ZM96 241V240H95ZM199 241H200V239H199ZM87 242H86V244H87ZM94 242V241H93ZM115 242H114V244H115ZM205 242V241H204ZM48 243V242H47ZM95 243V242H94ZM201 243V242H200ZM154 244H156V243H154ZM77 245V244H76ZM85 245V244H84ZM94 245V244H93ZM93 245H91V246H93ZM89 246V245H88ZM113 246H115V248H116V244L115 245H113ZM160 246V245H159ZM159 246H158V249H159ZM173 246H174V243H173ZM172 246V247H173ZM206 246H207V244H206ZM95 247V246H94ZM93 247V248H94ZM87 248V247H86ZM92 248V247H91ZM198 248H200V247H198ZM197 248V249H198ZM209 248H211V247H209ZM117 249V248H116ZM212 249V248H211ZM151 250V249H150ZM159 250H161V249H159ZM158 250V251H159ZM166 250V249H165ZM196 250V249H195ZM201 249H199V251H200ZM203 250V249H202ZM151 251H153V249L151 250ZM156 251V250H155ZM199 251L197 252L196 251V253H199ZM115 252V251H114ZM154 252V251H153ZM162 252V251H161ZM164 252V251H163ZM212 252V251H211ZM91 254V256H92V253H90ZM90 254H89V256H90ZM145 254V253H144ZM159 254V253H158ZM94 255V254H93ZM114 255H116V254H114ZM118 255V254H117ZM120 255V254H119ZM163 255V254H162ZM165 255V254H164ZM199 255V254H198ZM200 255H202V254H200ZM84 256V255H83ZM95 256V255H94ZM126 256V255H125ZM148 256V255H147ZM146 256V257H147ZM145 257V256H144ZM199 257V256H198ZM217 257V256H216ZM151 258V257H150ZM200 258H201V256H200ZM207 258H212V257H207V255L206 256H204V258L202 259L204 262H208L209 261V259H208V261H207ZM186 259V260H185ZM93 260H94V258H93ZM100 260V259H99ZM185 260V261H184ZM211 260H213V259H211ZM211 260H210V262H211ZM217 260V259H216ZM215 260V261H216ZM90 261V260H89ZM126 262V261H125ZM145 262V261H144ZM150 262H152L151 261V259H150ZM150 262H149V259H147V261L145 262V264H150ZM159 262V261H158ZM217 262V261H216ZM190 263H188V264H190ZM211 263H214V264H216L214 261L213 262H211ZM124 264V263H123ZM126 264V263H125ZM163 264V263H162ZM165 264V263H164ZM199 264V263H198ZM208 264H209V262H208Z\"/></svg>",
	"mask_w": 264,
	"mask_h": 264
}]
</instances>
